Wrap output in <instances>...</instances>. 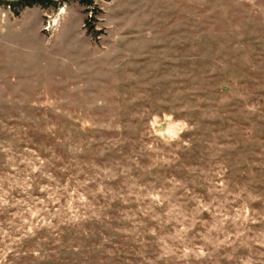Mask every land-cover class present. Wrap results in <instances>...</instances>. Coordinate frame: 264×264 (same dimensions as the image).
Segmentation results:
<instances>
[{
  "label": "rangeland",
  "instance_id": "1",
  "mask_svg": "<svg viewBox=\"0 0 264 264\" xmlns=\"http://www.w3.org/2000/svg\"><path fill=\"white\" fill-rule=\"evenodd\" d=\"M16 1L0 264H264V0Z\"/></svg>",
  "mask_w": 264,
  "mask_h": 264
},
{
  "label": "trees",
  "instance_id": "2",
  "mask_svg": "<svg viewBox=\"0 0 264 264\" xmlns=\"http://www.w3.org/2000/svg\"><path fill=\"white\" fill-rule=\"evenodd\" d=\"M8 0H3V2L5 3ZM65 0H58V2H64ZM68 1V0H67ZM77 3H80L82 6L85 7H91L92 8V0H75ZM53 2L52 0H17L15 3H9V4H13V5H22L24 4L25 6L28 5H33L38 3L39 5H45L47 3ZM57 2V1H55ZM8 3V2H7ZM12 5V6H13ZM52 177H56V173L51 174Z\"/></svg>",
  "mask_w": 264,
  "mask_h": 264
}]
</instances>
